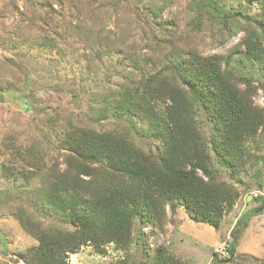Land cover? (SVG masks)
Returning a JSON list of instances; mask_svg holds the SVG:
<instances>
[{"label": "trees", "instance_id": "16d2710c", "mask_svg": "<svg viewBox=\"0 0 264 264\" xmlns=\"http://www.w3.org/2000/svg\"><path fill=\"white\" fill-rule=\"evenodd\" d=\"M257 2L255 13L252 5ZM189 10L195 12L192 29L199 31L207 15L220 36L226 34L219 44L243 29L239 48L245 52L239 56L264 76V0L236 6L225 0H195ZM150 12L154 22L141 37L148 54L127 45V53H118L120 70L114 77L122 81L116 85L121 90L100 112L118 123L124 118L141 139L135 140L128 129L72 127L61 134L66 164L40 172L36 188V212L54 225L17 214L21 228L36 241L23 254L25 264H70L67 256L83 246L99 254H106L109 244L126 251L136 221L161 227L167 207L173 214L184 208L196 222L219 227L239 199L235 187L218 178L212 155L230 176L233 166L250 156L247 141L264 129V110L255 102L264 85H256L251 76L240 77L230 66L232 55H202L197 48L183 47L185 36L177 38L173 23L158 20L161 9ZM49 41L50 48L57 45L54 38ZM200 119L210 123L208 139ZM39 170L37 165L36 174ZM263 212L264 198L254 210L255 215ZM229 252L231 258L213 264L230 262L234 244ZM152 264L183 263L160 246Z\"/></svg>", "mask_w": 264, "mask_h": 264}, {"label": "rangeland", "instance_id": "374dc122", "mask_svg": "<svg viewBox=\"0 0 264 264\" xmlns=\"http://www.w3.org/2000/svg\"><path fill=\"white\" fill-rule=\"evenodd\" d=\"M194 1L0 0V264H25L23 254L36 245L21 228L17 214L54 225L36 212V188L40 172L53 166L63 169L66 164L68 150L59 143L64 131L128 129L135 140L141 139L124 118L118 123L100 112L121 90L116 85L122 81L114 77L120 70L118 53H127V45L148 54L141 37L149 34L154 22L150 9H161L158 20L173 23L170 28L177 38L185 36L180 41L183 47L197 48L202 55H232L230 66L240 77L251 76L256 85H264L258 68L240 57L245 52L239 48L245 31L219 44L218 38L226 34L220 36L207 15L199 31L192 29L189 23L195 12L189 9ZM225 1L236 6L244 0ZM258 4L252 5L255 13ZM52 38L57 45L51 49ZM136 76L132 73V78ZM255 102L264 110L262 89ZM200 123L208 139L210 123L206 119ZM246 148L250 156L233 166L232 176L212 155L218 178L239 193L219 227L196 222L184 208L173 214L167 207L161 227L136 221L128 250L109 244L106 254H99L92 246H83L67 256L68 262L118 264L126 259L127 264H152L157 248L164 246L183 264H213L225 260L217 253L234 244L232 260L217 264H264V212L254 213L264 198V129L247 141Z\"/></svg>", "mask_w": 264, "mask_h": 264}, {"label": "built area", "instance_id": "2783aa9c", "mask_svg": "<svg viewBox=\"0 0 264 264\" xmlns=\"http://www.w3.org/2000/svg\"><path fill=\"white\" fill-rule=\"evenodd\" d=\"M218 257L220 259H226V258H231V254L229 253V251L227 250H222L220 252L217 253Z\"/></svg>", "mask_w": 264, "mask_h": 264}]
</instances>
